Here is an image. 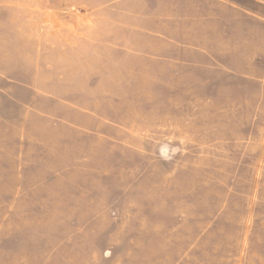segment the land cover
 <instances>
[{
	"label": "rangeland",
	"instance_id": "rangeland-1",
	"mask_svg": "<svg viewBox=\"0 0 264 264\" xmlns=\"http://www.w3.org/2000/svg\"><path fill=\"white\" fill-rule=\"evenodd\" d=\"M0 264H264V0H0Z\"/></svg>",
	"mask_w": 264,
	"mask_h": 264
}]
</instances>
